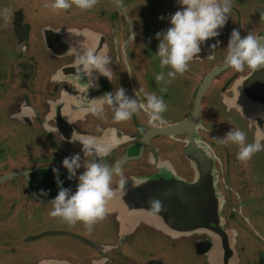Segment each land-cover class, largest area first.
Wrapping results in <instances>:
<instances>
[{
    "label": "flooded vegetation",
    "instance_id": "flooded-vegetation-1",
    "mask_svg": "<svg viewBox=\"0 0 264 264\" xmlns=\"http://www.w3.org/2000/svg\"><path fill=\"white\" fill-rule=\"evenodd\" d=\"M146 1L124 0L121 10L116 0H96L92 8L81 10L68 0V9L49 7L37 15L41 22L33 24L29 11L36 14L35 0H29L33 5L19 2L7 16L5 23L12 34L7 41L13 52L11 70L0 81V237L4 233L12 236L5 243L6 254L16 250L17 260L21 250L33 259L15 264H62L64 260L72 264H264V69L244 67L236 72L224 63L232 28L241 36L251 33L264 38V0H231L229 17L214 38L219 45L208 49L209 41H205L198 56L165 86V92L154 80L155 73L162 71L155 56L158 40L154 33L168 26L167 14L179 5L160 0L157 10H148L147 15ZM20 14L28 34L19 46L23 33L21 29L16 32L14 23ZM68 29L88 32L87 46L109 57L110 80L98 75L95 83L99 87L89 88L87 97H99L119 86L133 98L134 90L154 92L166 104L162 123L150 125L142 110L128 120L114 121L113 108L108 105L103 106V118L86 112L76 99L77 95L83 99V85L76 93L73 69L67 66L74 58L64 42L74 39L65 35ZM54 30H59L58 35ZM205 79L204 92L199 90L201 116L196 124L192 114L195 94ZM190 115L183 133H154L168 132ZM231 127L243 130L246 142L260 143L261 150L245 162L237 160L235 144L221 145L215 139ZM73 130L113 145L102 160L119 168L110 186L124 190L114 193L104 218L90 230L82 222L69 226L60 217L48 215L52 207L48 202L57 192L51 169L58 168L62 186L74 190L76 181L64 179L66 170L60 161L71 153H80L84 159L79 143L68 142ZM188 134L198 135L215 157L217 189L223 200L218 235L212 229L171 237L156 229L152 218H144L153 195L159 207L169 206L170 193L179 190L173 176L193 179L191 162L182 151ZM165 161L170 168L161 166ZM257 163L262 174L252 176ZM121 177L126 180L123 186ZM134 178L138 180L133 186ZM41 189L47 190L46 196L39 195ZM133 200L141 201L142 210L131 207ZM115 206L125 215L117 217ZM150 216L156 215L152 212ZM18 233L26 237L15 242ZM32 243L31 249L25 247Z\"/></svg>",
    "mask_w": 264,
    "mask_h": 264
},
{
    "label": "clouds",
    "instance_id": "clouds-1",
    "mask_svg": "<svg viewBox=\"0 0 264 264\" xmlns=\"http://www.w3.org/2000/svg\"><path fill=\"white\" fill-rule=\"evenodd\" d=\"M174 2L179 7L167 14L168 26L163 31L154 33V37L158 40L155 56L162 69L155 73L154 80L162 84L161 92L166 91L165 86L176 75L183 74L187 70L189 62L193 57L198 56L205 41H209L208 49L213 50L219 45L220 41L214 38L220 34L231 10V0H174ZM95 3L96 0H72V4L81 10L90 9ZM116 6L123 10V0H116ZM46 7L55 11L68 9L70 4L68 0H52ZM7 15V8L0 9V18L6 20ZM65 35L74 38L70 42L64 41L67 51L74 57L71 64L67 66L73 69L75 82L72 86L76 93L81 91L79 85H83V99L79 95L76 99L84 106L86 112L103 118V106L108 105L113 108L114 121L128 120L132 114L142 110L150 125L162 123V113L166 110V104L163 98L154 92H145L143 89L139 92L134 90L135 98H133L126 95L124 89L119 86L115 91H105L99 97L88 98L87 90L99 87L98 83H95L98 75L110 80V72L106 67L110 62L109 57L95 47L87 46L86 31L68 29ZM129 36L133 40L134 33L130 31V28ZM226 49L224 63L234 71L240 72L244 67L253 70L264 69V38L251 33L241 36L236 28H232L227 38ZM165 67L168 68L166 72L163 71ZM45 130L53 132L51 128L46 127ZM215 139L221 145L235 144L236 159L241 162L250 159L262 147L256 141L246 142L245 132L239 127H231L222 137ZM68 142L79 143L84 159H81L80 153H71L60 161L61 166L66 170L64 179L74 178L76 181L74 190L62 186L63 180L60 178L58 168L51 169L57 192L48 202L52 205L48 215L60 217L69 226L77 221L82 222L85 228L90 230L93 223L104 218L106 204L114 195V190L110 186L112 176L113 173H119V168L109 167L103 162L102 158L108 155L113 145L101 141L96 136L73 130L68 137ZM161 166L171 167L167 161ZM81 168L83 170L78 172L77 170ZM125 183V178L121 177L119 184L123 186ZM39 195L46 196L47 190H39ZM148 203L150 207L158 206V201L153 199H150Z\"/></svg>",
    "mask_w": 264,
    "mask_h": 264
},
{
    "label": "water",
    "instance_id": "water-1",
    "mask_svg": "<svg viewBox=\"0 0 264 264\" xmlns=\"http://www.w3.org/2000/svg\"><path fill=\"white\" fill-rule=\"evenodd\" d=\"M22 19L23 18L20 14L19 18H16L14 23L16 32H18V29H21L19 30V33H23L22 36L18 35L19 46L25 43L26 37L24 39V36H27L28 34V29L24 28L25 24L22 22ZM53 33L57 34V31L54 30ZM206 79L200 83L198 92L195 94L197 95V98L194 101V112L192 114L195 117L196 124L201 116L199 90L204 92L203 89L206 87ZM200 95H202V93H200ZM193 115L185 118V121L178 123L175 128L168 132L157 130L154 131V133L166 134L173 131L183 133L186 123L191 120ZM188 138L189 139H186V145L183 144L184 147L182 151L191 162V168L194 170L193 179L191 181H184L178 179L177 176H173L174 178H171V180L175 181V184H179V190L170 193L168 197V202H170L169 206L163 208L161 205L160 207L158 206L159 212L156 211V207L148 206V213L144 218H152L154 222L153 226L171 237H177V235L185 236L192 233H208L212 231V229L215 231V235H218L221 228V218L219 215L221 202H223V200L222 194H220L217 189V174L214 165L215 157L198 135L193 136L188 134ZM112 144L114 143L112 142ZM134 180L135 181H131L132 185L137 184L136 181L138 179L134 178ZM113 190L114 193L124 192V190L118 185L114 186ZM153 199L156 201V195H153ZM118 201L119 200L116 199V203ZM109 203L110 200L107 202L106 207H110ZM131 207L142 210L141 201H131ZM106 211H108L107 208ZM116 212L117 217L119 215H125V213L119 211V208ZM152 212L156 215L155 217L150 216ZM74 263L81 264L76 261H74ZM38 264H42V262ZM62 264L72 263L68 260H64L62 261Z\"/></svg>",
    "mask_w": 264,
    "mask_h": 264
},
{
    "label": "rangeland",
    "instance_id": "rangeland-1",
    "mask_svg": "<svg viewBox=\"0 0 264 264\" xmlns=\"http://www.w3.org/2000/svg\"><path fill=\"white\" fill-rule=\"evenodd\" d=\"M124 1V0H123ZM27 5V3L29 4V0H0V9H4L7 8L8 9V15L10 16V13L12 14V10H13V5L18 4V3ZM160 3V0H147L145 3V9H146V13L147 15H149L150 12H153L155 9L157 10V6ZM30 5H33L32 2L30 3ZM46 5H49V3H47V0H35L34 2V7L36 9V14L34 12H32L31 10L29 11L31 15H33L34 17L32 19H34L32 22L33 24H37L40 23L41 21H39V18L37 17V15L42 16L41 13H44L46 11L47 8ZM154 9V10H153ZM51 10V8H50ZM148 10H150V12H148ZM51 15V14H50ZM60 13L56 16H59ZM9 19V17H7V19L4 21V19L0 18V81H3V79L7 76V73L11 70V63H9V61L11 60L12 57V50H10V42H8L7 40L11 38L12 34H11V26L8 25V23L6 24L5 22ZM26 20L28 21V19L26 18ZM6 26V27H5ZM5 118H2V125L4 126L5 123ZM0 128H1V124H0ZM3 129V128H2ZM261 167L260 165L257 163L256 165H253V170H252V176L255 173H259L262 174V171L260 170ZM264 174V173H263ZM255 175V174H254ZM256 176V175H255ZM254 213V211H253ZM44 235L42 234L39 237H43ZM15 242L20 241L21 238H25L26 234H22V233H18L15 234ZM4 241V242H1ZM6 241H12V236L11 234H5L4 233V237H0V264H15L18 261H29L30 262L33 260L30 258V256H25L23 251H19V255L17 257V260H15V251L13 250V255L11 254H6V251H8L9 249L5 248V243H7ZM35 243L29 244L25 247H30V249L33 247ZM14 247H18L17 244L14 245ZM21 247V246H20ZM5 249V250H4ZM22 249V248H20ZM34 250L32 249V252ZM35 255V254H32Z\"/></svg>",
    "mask_w": 264,
    "mask_h": 264
}]
</instances>
